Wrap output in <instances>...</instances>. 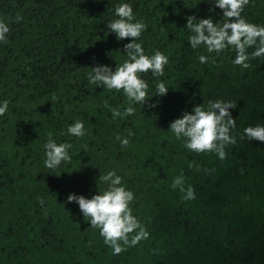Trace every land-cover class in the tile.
I'll list each match as a JSON object with an SVG mask.
<instances>
[{"label": "trees", "instance_id": "16d2710c", "mask_svg": "<svg viewBox=\"0 0 264 264\" xmlns=\"http://www.w3.org/2000/svg\"><path fill=\"white\" fill-rule=\"evenodd\" d=\"M122 3L131 5L133 22L147 25L137 41L145 54L160 51L169 63L163 77L141 74L149 98L132 105L134 115L113 118L105 101L123 112L126 96L90 84L89 73L127 59L132 41L107 27ZM241 15L264 26V0H249ZM189 16L225 21L214 0H0V20L10 28L0 42V104L8 101L0 116V264H264V142L240 139L244 128L264 126V57L244 69L232 63L230 48L219 55L192 49ZM200 55L215 63L201 64ZM159 82L166 95L156 94ZM209 100L236 104L229 111L237 143L223 161L189 151L170 130ZM77 120L83 137L67 132ZM49 134L73 145L71 161L55 169L44 163ZM109 171L134 193L132 214L149 233L119 255L67 202L70 194L91 199L107 189L99 177ZM181 174L196 199L171 187Z\"/></svg>", "mask_w": 264, "mask_h": 264}, {"label": "clouds", "instance_id": "9594fccd", "mask_svg": "<svg viewBox=\"0 0 264 264\" xmlns=\"http://www.w3.org/2000/svg\"><path fill=\"white\" fill-rule=\"evenodd\" d=\"M215 6L223 11L225 21L222 24L214 23L209 18L196 20L194 16L187 17L186 28L192 33L188 36V42L192 49H198L203 45L208 53L219 55L226 49L235 51L234 65L244 69L251 65L250 60L264 57V26L247 22L241 15L249 0H214ZM118 17L107 24L109 30L116 34L118 40L130 39L132 42L124 45V53L127 59L112 70L108 66L93 67L89 73V83L103 85L108 90L123 92L128 101V107L121 112L117 108H111L107 101L105 107L109 109L113 118H124L135 114L134 103L144 105L148 98V83L141 78V74L151 72L154 77L165 75V66L169 59L160 51L154 55L145 54L142 43L137 42L147 25L142 20H135L130 4L122 3L115 8ZM23 19L19 14L15 22ZM10 28L7 23L0 20V42L7 43V35ZM255 50L249 53L248 49ZM215 59L211 56L200 55L199 62L207 64ZM168 87L163 82L156 84V94H167ZM155 105H150L154 107ZM233 101L209 100L207 106L198 105L192 113L184 112L181 118L175 119L170 124V130L177 140H184V147L189 151L200 153H214L219 160L227 159L226 149L237 143L231 130L235 128L236 121L232 118L229 109L235 108ZM8 111V101L0 104V116ZM67 132L75 137L85 135L84 124L77 120L70 125ZM134 135L128 132V137ZM128 137L117 134L116 139L122 147L129 146ZM258 140L264 142V126H248L244 128L240 139ZM71 143L57 144L49 134V139L44 145L46 159L45 166L48 169L57 168L61 162H70L72 157L68 150ZM192 167V164L189 165ZM99 180L108 185L101 193L93 195L91 199L84 196L70 194L67 202H76L84 217L90 219V225L99 229L104 244L109 246L113 255L126 252L128 247L136 246L141 240L149 238L148 231L132 214L131 203L134 201V193L126 190L122 184V178L115 171H109ZM171 187L179 189L185 201L196 199L195 188L185 184V177L181 174L174 178ZM39 199V198H38ZM41 206L45 204L39 199ZM131 237V238H130Z\"/></svg>", "mask_w": 264, "mask_h": 264}]
</instances>
